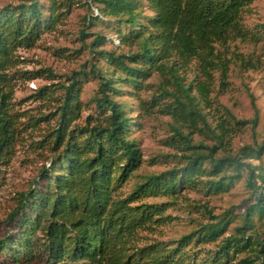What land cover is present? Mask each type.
Returning <instances> with one entry per match:
<instances>
[{"label":"trees","instance_id":"trees-1","mask_svg":"<svg viewBox=\"0 0 264 264\" xmlns=\"http://www.w3.org/2000/svg\"><path fill=\"white\" fill-rule=\"evenodd\" d=\"M253 1L86 0L87 25L107 21L118 36L116 45L138 47L118 54L95 51L113 71L93 65L98 86L91 98L93 109L83 121H79L81 78L87 76L83 69L66 76V81L34 91L31 96L42 108L55 105L48 111L21 110L23 100L14 99L17 80L59 78L49 67L21 69L18 65L24 59L17 50L33 47L45 30L53 29L70 12L73 0H22L0 7V166L18 144L27 145L42 162L5 217L0 264H264V238L254 220L255 215L264 216V187L261 191L260 186H256L258 200L245 208L232 232L228 231L234 218L231 210L219 216L199 204L208 217L198 228L167 240L147 239L142 234L171 222L166 209L184 189L216 194L239 177L243 168L254 176L246 159L263 153L264 139L255 146H242L235 154L218 156L232 123L250 124L255 135L259 109L254 95L248 93L254 110L251 118L237 119L223 106L225 117L214 127L198 106L199 100H208L207 80L213 72L219 71L222 80L227 75L230 59L217 44L225 48L237 38L264 40V22L253 35L243 24L242 13ZM146 8L151 14L144 13ZM86 28L80 31L82 39L88 36ZM107 38L97 34L90 46L103 44ZM192 61L203 77L194 85L198 97L189 94L193 81L184 85L179 74ZM153 72L167 75L165 81L174 84L185 99L162 85L161 91L173 99L161 104L153 95L150 101L140 100V107L157 106L170 115L178 123L172 128L182 140L177 148L188 153L179 155L182 167L142 174L123 193L124 184L144 160L136 140L129 136L133 117L114 97L121 91L119 83L136 90L146 88L144 81ZM198 119L202 127L197 128H205L213 144L192 143L190 133ZM182 124L190 131H182ZM148 197L170 201L145 202Z\"/></svg>","mask_w":264,"mask_h":264},{"label":"rangeland","instance_id":"rangeland-1","mask_svg":"<svg viewBox=\"0 0 264 264\" xmlns=\"http://www.w3.org/2000/svg\"><path fill=\"white\" fill-rule=\"evenodd\" d=\"M22 0H0V7L6 4H16ZM86 0H73L71 10L57 22L55 27L45 30L35 45L31 48H20L17 54L23 58L18 65L21 69H37L49 67L59 75V78L47 79L46 76L35 77L29 80H17L14 99L21 101L20 109H29L32 112H45L55 107L51 104L49 108H42L40 102L32 98V94L42 85L65 80L73 72L80 69L86 71V77L82 76L80 99L83 102V110L79 121H83L86 115L92 111L93 103L91 98L98 86V78L93 65L100 67L101 71L111 73L113 67L95 51L101 49L112 51L115 54L126 53L137 49V45H116L114 39L118 36L109 22L93 21L87 25V15L90 9ZM145 14H151L149 9L144 10ZM243 24L250 35L257 34L260 25L264 22V0H254L246 6L242 13ZM87 27L88 36L84 39L80 36L81 29ZM122 31H126L123 25ZM97 34L107 38L103 44L90 46ZM219 50L225 52L228 62L227 75L222 80L219 71H214L211 80H207L208 100H199L198 106L205 114L211 127L224 118L223 106L227 107L237 119H249L253 116L254 110L251 105L249 92L255 97V103L259 109V121L253 135L250 124L244 126L234 125L230 121L231 133L227 136L224 148L218 152V156L224 153H237L244 145L255 146L264 139V40L239 38L231 40L225 48L217 44ZM117 73L121 71L116 68ZM180 77L184 85L193 81V87L189 94L198 97L194 85L196 80H202L198 66L192 61L185 68L180 69ZM167 75H160L153 72L144 83L148 86L136 90L130 85L119 83L120 93L114 99L121 101L127 113L133 117L134 124L131 126L130 138L136 140L143 154V162L134 171V174L124 184L122 191L128 193L135 184L136 179L142 174L160 173L172 167H182L184 160L179 156L181 153H188L177 148L182 140L174 132L172 126L178 125L170 115L157 110V106L144 110L140 107V100L150 101L156 95L160 103L170 102L173 98L170 94L163 93L161 86L165 85L166 91H176L174 84L165 81ZM170 83V84H168ZM180 94V92L176 91ZM183 98L184 96L180 94ZM185 99V98H184ZM150 103V102H148ZM190 121V120H189ZM187 121L186 123H190ZM197 126L190 133L191 141L194 144L203 142L206 145L214 143L209 132L202 127L198 119ZM184 132L190 131L185 124L180 126ZM250 161L254 171L251 177L246 168L240 170V176L234 178L228 187L216 194H205L204 190L186 188L177 196L166 209V214L172 217L171 222L157 226L154 230L143 231L147 239H176L182 234L188 233L199 227L200 223L207 220V214L203 212L199 204L207 205L214 215H222L231 210L234 215L233 221L228 226L232 232L234 227L241 222V215L245 208L258 200L259 192L256 186L263 191L264 184L262 175L264 173V151L259 157L246 159ZM38 157L27 145H15L11 158L0 166V235L5 229V217L16 204L18 193L28 189L35 177L38 167L41 165ZM145 202L157 203L168 202L166 197H148ZM255 228L261 237L264 238V216H254ZM145 239V240H147ZM211 246V245H210Z\"/></svg>","mask_w":264,"mask_h":264},{"label":"built area","instance_id":"built-area-1","mask_svg":"<svg viewBox=\"0 0 264 264\" xmlns=\"http://www.w3.org/2000/svg\"><path fill=\"white\" fill-rule=\"evenodd\" d=\"M94 11H95V14H97V10L94 9ZM114 42H115V43H119V40H118V39H114Z\"/></svg>","mask_w":264,"mask_h":264}]
</instances>
